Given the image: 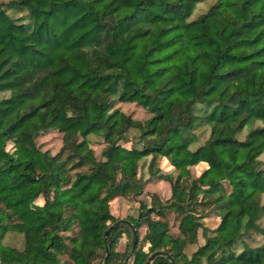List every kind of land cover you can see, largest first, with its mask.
Returning a JSON list of instances; mask_svg holds the SVG:
<instances>
[{
  "label": "trees",
  "instance_id": "16d2710c",
  "mask_svg": "<svg viewBox=\"0 0 264 264\" xmlns=\"http://www.w3.org/2000/svg\"><path fill=\"white\" fill-rule=\"evenodd\" d=\"M205 1H0V264H264V0Z\"/></svg>",
  "mask_w": 264,
  "mask_h": 264
},
{
  "label": "rangeland",
  "instance_id": "374dc122",
  "mask_svg": "<svg viewBox=\"0 0 264 264\" xmlns=\"http://www.w3.org/2000/svg\"><path fill=\"white\" fill-rule=\"evenodd\" d=\"M0 1H5V0H0ZM213 2V0H207L203 3H198L194 12H193V17H196L197 15H199L200 13L204 12L209 5ZM16 16V15H15ZM122 110L126 113L132 114V116L134 118L137 119H145L147 114L146 112L138 105L133 104V103H126V104H120L119 105ZM199 132V131H198ZM206 134V133H204ZM204 134H202L201 139L205 136ZM94 140V144H92V147L95 151L96 155H99L102 149V144H101V139H99L98 137L93 138ZM38 145L42 148V149H49L51 150V152H56L59 147L61 146V134L58 132H54L48 135H45L43 137H39L38 140ZM17 148V153H18V157L17 159L20 160V147L19 145H16ZM15 148L14 146L11 148V151H14ZM16 151V150H15ZM261 159L264 160V154L261 156ZM147 177V172L144 169L143 170V178L146 179ZM145 191H159L162 193V197H164V194L166 192V186L162 183H156L153 180L149 181L146 183L145 185ZM140 198H145V194H143ZM115 207H116V211L115 214L119 217V218H125L127 216L133 215L135 216L137 214V206H135V204L133 202H126L125 200L122 199H117L115 202ZM27 206L36 209V210H41L42 207L48 208V209H54L57 210L56 208L49 206V205H45L44 201L42 198L40 197H32L27 201ZM216 221L214 220H209L208 223L210 226H214ZM262 223L264 224V218L262 219ZM172 231H175L174 229H172ZM140 233H143V230L140 231ZM124 238L121 239V241H119V243L117 244V248H123L124 247ZM6 243L14 245V246H21V238L18 235L15 234H9L6 237L5 240ZM261 242V238L259 236L255 237L254 241H251V244H257ZM193 248L190 247L189 249H187V252L190 253L191 250ZM59 264H73L71 262V260H69L66 256H60L59 257Z\"/></svg>",
  "mask_w": 264,
  "mask_h": 264
},
{
  "label": "water",
  "instance_id": "95a60500",
  "mask_svg": "<svg viewBox=\"0 0 264 264\" xmlns=\"http://www.w3.org/2000/svg\"><path fill=\"white\" fill-rule=\"evenodd\" d=\"M106 235H107V233H105V236H106ZM134 242H135V240H134ZM108 255H109V247L106 246V253H105V256H104V262H103V264H105V263L107 262ZM150 260H151V257H150L149 261H150ZM128 261H129V258L126 259L125 264H127Z\"/></svg>",
  "mask_w": 264,
  "mask_h": 264
}]
</instances>
